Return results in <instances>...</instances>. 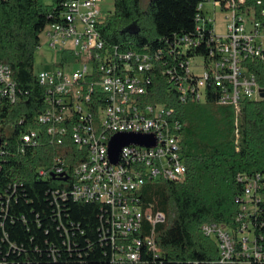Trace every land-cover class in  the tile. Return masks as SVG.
<instances>
[{
	"label": "built area",
	"instance_id": "2783aa9c",
	"mask_svg": "<svg viewBox=\"0 0 264 264\" xmlns=\"http://www.w3.org/2000/svg\"><path fill=\"white\" fill-rule=\"evenodd\" d=\"M100 1L62 0L58 19L46 26L43 33L62 56H55L53 69L35 72L45 87L46 107L37 116L40 127L23 131L19 147L25 152L40 145L44 126L52 144L71 136L81 152L75 165L58 154L52 167L37 169L38 178L58 183L49 192L62 248L45 238L50 257L58 259L64 248L82 257L94 248L89 238L80 247L77 238L85 229L79 222L63 221V205L73 199L100 206L97 242L111 263L163 264L156 224L165 213L145 206L140 191L148 179L183 181L187 165L179 143L183 124L170 108L147 100L153 74L162 71L182 102L205 103L210 90L218 103L232 104L239 113L244 99L263 98L247 60L264 61V0H201L193 32L144 50L107 42ZM18 95L12 69L0 63V103H14ZM116 133L152 134L156 144L129 143L114 163L109 144ZM237 180L242 189L235 198L234 221L206 222L202 230L217 244V262L264 264V172H239ZM11 187L15 193L16 184ZM14 193H6L0 205V264H21L27 252L6 228L7 220H16L8 209Z\"/></svg>",
	"mask_w": 264,
	"mask_h": 264
},
{
	"label": "trees",
	"instance_id": "16d2710c",
	"mask_svg": "<svg viewBox=\"0 0 264 264\" xmlns=\"http://www.w3.org/2000/svg\"><path fill=\"white\" fill-rule=\"evenodd\" d=\"M201 0H115V10L107 15L101 32L108 43L122 48L152 49L178 33L195 30V15ZM62 0H0V63L10 66L18 83L14 103H0V205L10 198L9 213L16 220L6 221L11 237L24 242L27 252L21 264H135L111 263L97 242L100 206L69 199L63 205V221L79 222L85 234L78 235L82 249L89 238L94 248L79 257L62 249L58 259L49 256L45 238L58 243V220L49 190L58 183L38 178L39 167H52L62 154L69 165L81 161V152L71 136L61 145L51 143L42 127V143L20 150L21 134L40 127L37 116L46 105L45 87L34 72L35 52L41 33L58 19ZM250 70L264 88V61L250 58ZM205 103L182 102L162 71H155L147 100L164 104L183 124L179 143L187 176L181 182L165 179L145 181L140 196L145 206L153 204L165 218L156 224V241L163 253V264H225L216 262L218 247L202 230L206 222L231 223L237 213L236 195L242 185L239 172H264V97L244 99L239 113L232 104H220L208 90ZM238 117L239 136L236 135ZM13 132L7 135V128ZM54 217V218H53ZM146 225L147 222L145 221ZM48 231V232H47ZM39 247L36 249V247Z\"/></svg>",
	"mask_w": 264,
	"mask_h": 264
},
{
	"label": "rangeland",
	"instance_id": "374dc122",
	"mask_svg": "<svg viewBox=\"0 0 264 264\" xmlns=\"http://www.w3.org/2000/svg\"><path fill=\"white\" fill-rule=\"evenodd\" d=\"M148 1L149 0H143L144 8H147ZM100 6L102 14L107 16L115 10V0H101ZM222 27V17L218 14L215 29L219 32L222 31ZM55 56H57L58 60H61L62 52L59 51L56 53L55 48L50 45L47 36L41 33V45L36 50L34 57V72H38L42 69H53ZM12 132L13 128L8 127L6 134L11 135Z\"/></svg>",
	"mask_w": 264,
	"mask_h": 264
},
{
	"label": "water",
	"instance_id": "95a60500",
	"mask_svg": "<svg viewBox=\"0 0 264 264\" xmlns=\"http://www.w3.org/2000/svg\"><path fill=\"white\" fill-rule=\"evenodd\" d=\"M261 95L264 97V88H261ZM3 140L0 136V148ZM129 143H139L146 146H154L156 139L152 134H139V133H116L109 144V156L110 159L117 163L119 154L122 148Z\"/></svg>",
	"mask_w": 264,
	"mask_h": 264
}]
</instances>
